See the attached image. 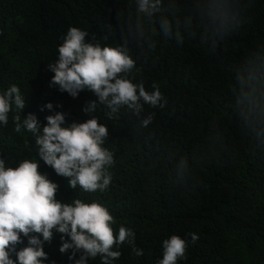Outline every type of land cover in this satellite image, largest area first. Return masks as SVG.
I'll return each mask as SVG.
<instances>
[{"label": "trees", "instance_id": "trees-1", "mask_svg": "<svg viewBox=\"0 0 264 264\" xmlns=\"http://www.w3.org/2000/svg\"><path fill=\"white\" fill-rule=\"evenodd\" d=\"M133 10L132 0H0V92L17 85L26 101L21 119L34 113L42 126L57 111L65 114L63 126L92 117L106 124L112 181L104 192L70 188L68 178L39 160L35 138L23 129L14 131L15 112L0 126V156L11 167L37 159L38 172L58 185L57 200L97 201L113 216L114 235L120 226L130 228L143 255L123 244L113 264H157L162 241L172 235L188 242L178 264H264V153L250 150L233 116L229 90L234 67L264 42V0H251L241 27L215 52L198 38L178 44L162 35L155 37L150 53L132 47L135 81H143L146 91L153 82L159 84L166 100L163 108L145 106L144 116L154 114L147 129L123 109L112 119L103 106L83 112L96 100L89 90L72 98L49 87L53 73L47 65L57 59L69 27L87 31L86 40L95 37L102 45L116 46L119 23ZM48 102L53 110L41 111ZM180 156L191 166L184 185L173 182L171 171V162ZM192 233L198 236L195 243ZM60 243L55 233L44 244L45 264H74L79 258L77 253L70 260L71 250L61 254ZM88 264H101L99 256Z\"/></svg>", "mask_w": 264, "mask_h": 264}, {"label": "clouds", "instance_id": "clouds-1", "mask_svg": "<svg viewBox=\"0 0 264 264\" xmlns=\"http://www.w3.org/2000/svg\"><path fill=\"white\" fill-rule=\"evenodd\" d=\"M250 2L132 0L134 10L119 23L121 39L116 46L102 45L95 37L86 40L87 31L69 27L58 46L57 59L47 65L53 73L49 87L56 86L72 98L89 90L96 100L90 101L83 112L103 106L108 109L105 115L112 119L123 109L147 129L154 114L144 116L145 106L163 108L166 100L159 84L153 82L152 90L146 91L143 81H135L138 69L132 47L150 53L156 47L155 37L162 35L178 44L186 37L198 38L215 52L219 42L241 27ZM103 39L107 40V36ZM229 90L233 116L250 150L264 153V42L257 43L234 67ZM25 104L15 84L0 92V126H6L10 112H15L14 131L20 133L23 129L35 138L39 160L57 175L68 178L70 188L79 186L89 193L108 189L113 153L104 147L106 124L92 117L63 126L65 114L57 111L46 116L42 126L34 113L21 119ZM45 109L52 111L53 104L45 103L40 110ZM9 163L0 156V264H45L48 256L43 246L51 242L55 233L60 234L61 254L71 250L68 258L73 260L79 253L74 264H88L98 256L101 264H113L121 256L123 244L130 245L136 256L143 255L130 228L120 226L114 235L115 220L102 204L57 200L58 185L38 172L37 159H23L15 167ZM171 171L177 185H184L191 177V166L184 156L171 162ZM197 239V234L192 233L191 241L195 243ZM18 244L25 246L17 250ZM187 247L188 242L177 235L164 239L162 259L157 264H178L185 258Z\"/></svg>", "mask_w": 264, "mask_h": 264}]
</instances>
